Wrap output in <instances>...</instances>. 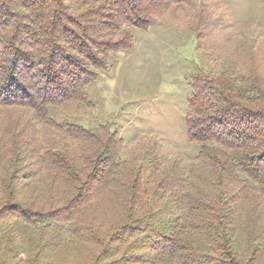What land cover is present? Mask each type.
<instances>
[{
  "label": "trees",
  "instance_id": "trees-1",
  "mask_svg": "<svg viewBox=\"0 0 264 264\" xmlns=\"http://www.w3.org/2000/svg\"><path fill=\"white\" fill-rule=\"evenodd\" d=\"M185 1L0 0V264H264L257 50L191 77L185 130L198 152L188 166L145 136L126 158L110 125L51 112L91 107L109 57L132 47L126 29L146 30ZM211 20L201 13L194 29L203 51Z\"/></svg>",
  "mask_w": 264,
  "mask_h": 264
},
{
  "label": "rangeland",
  "instance_id": "rangeland-1",
  "mask_svg": "<svg viewBox=\"0 0 264 264\" xmlns=\"http://www.w3.org/2000/svg\"><path fill=\"white\" fill-rule=\"evenodd\" d=\"M201 13L216 26L206 51L194 35ZM126 30L132 47L109 57L108 70L88 88L92 106L53 109L52 115L85 128L110 125L126 144V158L141 151L138 139L145 136L143 142H158L161 155L180 157L188 166L198 152L185 130L191 77L220 70L242 46L264 60V0H186L155 17L146 30ZM38 136L57 139L44 126H38Z\"/></svg>",
  "mask_w": 264,
  "mask_h": 264
}]
</instances>
